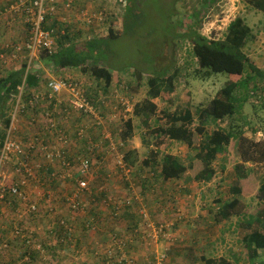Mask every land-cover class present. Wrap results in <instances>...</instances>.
<instances>
[{"label": "rangeland", "instance_id": "rangeland-1", "mask_svg": "<svg viewBox=\"0 0 264 264\" xmlns=\"http://www.w3.org/2000/svg\"><path fill=\"white\" fill-rule=\"evenodd\" d=\"M254 1L127 0L126 5L125 3L120 4L118 0H95L93 5L99 10L98 12H101L99 9L101 5L108 10H114L116 13L115 19L118 21L114 29L119 32V36L108 40L104 45L102 44L106 46L105 48L101 47L91 53L94 60L105 65L113 73L111 85L106 88L103 81L97 83L95 79L88 74L81 73L78 69L58 71L50 61L41 57L38 60L39 65H41L39 70L43 72L44 78L46 77L44 85L50 75L54 78L70 77L79 80L84 91L90 89L88 92L91 94V90L95 91L96 89L97 94L93 93L94 97L92 99L95 101L94 108L97 121L102 122V126L93 127L91 119L88 118L90 119L88 121L85 116L82 121L86 126H90L86 129L88 145L90 143L98 145V147L95 146L94 157H91L90 162L92 161L93 169L91 166L88 175L94 190L90 187L93 190L92 193L85 192L79 195V200L82 201L85 207L83 213L88 216L83 214L82 218L81 215L75 216L74 213L66 210L65 202H60L61 196L55 191L57 187L62 193L74 189L69 177H73L74 174L76 177L79 174L78 167L73 164L68 171L62 169L59 163L53 161L47 163L54 172H58L56 175L58 179L51 181V179H48V171L44 170L37 174L43 188H31L29 186L28 189L31 199H37L39 204L41 201L40 212L35 217L38 220L37 222L40 223L46 219V215L43 214L44 205L42 206V201L47 195L55 200L54 203L52 201L55 207L53 217L66 215V220L71 223L72 219L80 218L82 224L90 217V210L92 212L95 209L94 205V207H90L91 198L98 206L104 207L106 203L111 205L113 202H120L121 212L124 211L122 203L126 204L125 202L129 201L128 205L133 212L131 223L125 222L126 226L123 228L117 227L115 230L112 228L111 231H107L108 233H102L111 236L112 232L113 234L129 237L137 230L136 234L139 236L137 237V250L141 251V246L138 243L144 232L142 220L138 213V202L141 201L150 219L168 224L166 231L171 236V240L165 239L158 244L160 250L167 248L168 264H204V258L210 257L216 259L226 258L234 264H264V250H260L255 261L250 262L248 260L247 251L240 234V229L244 226L243 220L254 214L261 205L256 189L261 184L264 175V76L254 75V72L248 69L245 76L248 74L254 77L249 80L247 87L244 86L235 90V95L238 97L236 112L220 123L210 121L205 126V133L207 134L215 130L217 124L234 133L229 144L217 153L212 162L214 173L210 179H193L188 171L179 178L164 181L157 175V170L160 168V155L158 159L151 160L148 166L143 163L150 156L149 152L156 148L153 129L164 123L165 112H173L175 109L189 107L194 120L191 128L194 129L197 124V108L206 104L219 89L225 86L229 79L228 74L224 72L212 73L208 77L194 75L193 70L197 68V60L192 54L191 35H193V32L209 39L213 37L215 40H222L227 32L228 24L236 17L243 18L245 24L251 30V35L247 38L242 51L264 74V12L255 7ZM79 7L81 6H77L76 9ZM68 14L74 16V10ZM103 15L105 17L104 13ZM0 25V34H4V40H6L0 44L2 46L5 42L13 40L11 36H8L12 35L11 32H8L12 27L7 26L8 28L5 30L3 24L0 23ZM109 25V20L106 24L100 23L99 25L96 20L92 25L79 20L74 28L78 27L83 33L90 34L88 37L100 38L101 35L106 36ZM92 28L94 33H91V31L93 32ZM78 32V30L72 31L73 34ZM18 40L20 39L18 38ZM10 64L11 62H8L7 66H10ZM17 64H20V62ZM11 66L14 65L11 64ZM3 68L6 67H1V69ZM173 72H177L174 80L176 89L173 93L175 99L172 101L171 99L162 100L160 97L150 99L147 93V78L156 74L167 76ZM42 90L45 91V88ZM149 102L155 104V110L154 114L146 121L143 113H135V108L137 106L147 108ZM126 103L131 106L129 111L125 110ZM64 106V103L57 106V111L60 114ZM39 109L37 115H33L36 120V129L38 124L44 123V120L37 119L44 112L41 105ZM73 113L76 114L77 112L68 114V117L65 118L67 121L63 123L69 134L73 133L77 118ZM21 117L23 118L21 119ZM127 119L132 120L131 135L127 141H123L119 139V132ZM18 120L15 136L17 139L26 142L25 140H28L32 131V123L35 121L26 116H18ZM99 128L105 129L106 134L112 133V136L114 135V139L113 137L112 139L116 148L115 151L109 147L105 148L102 145L104 142L102 138L96 143V139L99 140V134L97 133V131H100ZM199 138L203 137L197 135L193 142L197 144ZM77 145H80V147ZM77 145H73L77 147L70 151L78 152L77 150L84 151L86 149V146L83 147L81 143ZM57 146V143L53 144L52 142V147ZM129 148L136 150V163L133 167L121 168L116 163L118 162L117 156L120 152H125ZM167 151L175 155L183 164H188L191 159L195 160L198 155L195 148L182 142H175ZM96 153L102 155L101 161L97 158ZM36 157L37 159L40 158L38 155ZM17 158V156H11L9 169L4 173L8 176V182L15 180L14 173H12V164L16 162ZM246 159L247 161H245ZM156 160H158L157 164ZM41 162L46 169L45 163ZM236 164H245L244 166L253 171L252 181H245L244 193L240 197L242 210L227 219H222L218 217V210L221 205L233 197L230 188L237 183L234 174ZM71 170L75 171L72 172ZM45 179L48 180L45 181ZM56 182L60 186H56ZM253 185L255 187L251 191L250 188ZM73 198L78 197L74 194L70 199ZM110 200L113 202H110ZM158 204L159 206H157ZM4 208H8V210L1 213L0 232L7 235L13 246L20 248L19 240L12 235V228L13 225L26 223V220L15 218L16 214L13 215L17 205L13 206L12 204L4 206ZM163 210L167 213H163ZM158 214L160 215L157 216ZM167 214L169 216L165 217ZM120 217H112V219H122ZM166 220L171 221L166 222ZM115 222L113 221V223ZM28 223H32V220ZM43 226L46 227L44 223ZM48 226L47 228H49ZM74 227V223H72L71 229ZM114 227H116V223ZM88 229H90L89 235H91L90 232L95 231L96 227ZM79 233H81V230ZM45 234H47L46 238L48 240L55 242L48 243L54 257L49 256L47 264H73L76 260L83 264L84 262L90 263V259H93L91 264H112V262H107L108 258L103 252L106 242L105 236H100L99 242L91 236L93 245L90 249L87 248V251L77 252L79 248L69 246V250L64 249L65 252L61 257L59 243L56 242L58 237L49 235L47 232ZM84 235L85 231L81 237H84ZM69 238L71 239V236L66 237L67 240ZM85 241L88 245V239H85ZM103 241L104 244H102ZM142 245L144 254L140 253L138 257L133 255V249H130L129 255L133 258V264H152L153 258H150L154 250L152 245L149 244L150 246H148L144 243ZM80 256L89 258V262L88 259H79ZM30 257L29 264H38L41 259L47 260L45 251L42 254L40 253V257L35 253Z\"/></svg>", "mask_w": 264, "mask_h": 264}, {"label": "trees", "instance_id": "trees-1", "mask_svg": "<svg viewBox=\"0 0 264 264\" xmlns=\"http://www.w3.org/2000/svg\"><path fill=\"white\" fill-rule=\"evenodd\" d=\"M73 2V6L77 7L78 1L75 2V0H73ZM253 3L255 7L264 12V0H255ZM125 4L127 5V0ZM115 17L116 13L114 10L105 11V17H103L102 23L106 24L109 20L110 25L108 27L106 36L101 35L102 37L100 36V38H94L95 36L88 37V35L90 34L87 35L86 32L83 33L82 30L78 27L74 28L75 24L73 22L62 24L59 21L56 22L55 20H52L49 27L53 29H55L56 27L54 34L56 39V49L52 55L48 56L45 52H42L40 54V57L42 59L50 61L58 71L66 69H78L81 71V73L88 74L90 77L95 79L97 83H101V81H103L104 86L106 88L109 87L113 81V73L109 71L105 65L100 64L97 60H94V57L91 53L93 51H97L101 47L105 48L106 46H103L104 43H107L108 40L115 39L119 36V32L115 31L116 29H114V27L118 24V21L115 19ZM23 26H25L26 30L28 29V26L26 24H24ZM73 30H78L79 32L77 34H73ZM92 30L93 32L91 31V33H94L93 28ZM60 31H63V33H61ZM250 32L251 30L249 26L245 24L243 18L236 17L228 24L227 32L222 40L209 39L198 34L197 32H193V35H191L192 54L197 60V68L193 70L194 75L199 77H208L212 73L224 72L228 74L229 79L227 80L225 86L219 89V91L206 104L197 108V124L194 129L191 128V124L194 120L193 113L189 107L175 109L173 112H165L164 123L159 124L155 129H153V133L155 134L156 138V148L149 152L150 156L147 157L143 161V163L145 166H148L151 160L158 159V156L160 155V168L157 170V175L162 180L166 181L179 178L183 173L188 171L190 173V176L196 180H207L213 176L214 170L212 167V162L216 158L217 153L220 152L225 145L229 144L231 138H233L234 136V133L230 130L227 131L224 127L217 124V128L210 134H207L205 133V126L210 121L214 123H220L224 121L225 118H230L236 112L238 97H236L235 95V90L244 86L247 87L249 80H252V77H254L249 76L248 74H246L245 76V73L248 71V69L250 71H253L254 75L264 76L263 72L259 70L242 51V47L245 45L247 38L251 35ZM17 40L16 42H20V40ZM42 73L43 72L39 70V68L35 65L28 73H25L24 65H21L19 68L16 67L15 69L13 68L10 71L0 73V120L2 125V127H0V150L2 148L5 131L9 126L11 120L9 111L11 110L12 105L15 102L13 96H16L19 93L21 86L23 87V90L21 91V102L26 104V107L23 109V112L26 110L25 116L30 119L31 117H33V115H37L38 110H40L36 103L31 106L29 102L33 98V95L36 93L42 94L43 97L46 95V92L42 90L45 83V78L43 76L44 74L42 75ZM176 76L177 72H173L172 74H169L167 76L156 74L154 76L148 77L146 80L148 86V97L150 99L154 97H160L162 100H174L175 94L173 93L176 89L174 80ZM89 90L86 89L84 91L85 95L95 104V101L92 99V97H94V94H97L96 89L95 91L91 90L92 94L88 92ZM55 100V98H52L50 101L45 102L42 99L40 101V105L44 107V111L50 113V115L57 121L58 127L61 128L62 133L66 137H70V140H72V143L67 150L68 157L72 154L70 150L76 149L77 146L80 147V145L77 144L81 143L83 147L86 146V149L84 151H77L81 153L82 157L85 158L87 156L89 157V160H91V157H94L95 155V146L97 144L92 145L90 143L88 145V142L86 140V130L81 138H78L76 134L79 128V124L83 123V114L77 112L78 115H76V111L71 110V113H76H73V115H75L77 118L75 120L76 122H73V133L69 134V131L65 129L63 124L67 121L65 120V118L68 117V115L66 116L67 111L62 107V112L60 114L59 111H57L58 108L56 106ZM148 106L150 108L141 106H137L135 108V113H143L146 121L154 114L155 110V104L149 102ZM90 118L93 119L92 116H90ZM92 119V126L95 128L98 126L100 127L97 120ZM89 120L90 119H88V121ZM35 123L36 120L34 123H32V125ZM131 125V119H127L124 122L119 132L120 140L127 141L128 138H130L132 128ZM99 129L100 131H97V133L99 134V140L96 139V143L97 141L99 142L101 140L102 134L106 132V130H103L101 128ZM196 134L199 137H203L199 138L200 140L197 144L193 142L194 138L197 136ZM112 137L114 139V135ZM175 142L186 143L188 146L195 148L198 154L195 160L191 159L188 164H183L175 155L169 153L167 150ZM107 143V141H104L102 145L106 148L108 145ZM96 156L101 161L102 155L96 153ZM122 159L125 166L133 167L137 160L136 150L129 148L127 151L122 152ZM247 159L245 161H247ZM157 162L158 160H156V164ZM45 165L46 169L43 166H40L38 173L47 170V174L49 176L48 179H51V181L58 179L56 176L58 172H54V170L48 163ZM244 165L245 164H236L234 166V174L236 175L237 183L230 188V192L232 193L233 197L231 200L220 206V209L218 210L219 218L227 219L231 215L238 214L242 210L240 197L244 193V184L245 181L251 182L253 176V171L250 170L249 167ZM72 166L73 164L71 165V167ZM75 170L71 171L74 172ZM85 176L86 175L80 174L78 178L85 179ZM76 178L77 176L75 177V174L73 175V177H69V180L74 185L72 186L74 189L77 186ZM48 179H45V181ZM86 179H89L88 185L93 189V184L90 181V178L86 177ZM55 184L56 186L59 185L57 184V182ZM254 187L255 186L253 185L250 190L253 191ZM93 190H91V193ZM55 191L58 195L61 196L60 202H65L66 210L70 211V213H74L75 216H82L83 214H85L83 213L85 207L82 201H80L76 210H71L68 201L66 200V195L70 194L71 191L62 193L59 187H57ZM256 191L261 203L260 208L254 214L249 215L246 219L243 220L244 226H242V228L240 229V234L242 235L241 239L246 248L247 258L250 262L255 261V259L259 256L260 250H264V175L263 180ZM6 200L7 198L4 199V201ZM52 201L54 203L55 200ZM53 203L51 202L48 205L45 199L42 201V206L44 205L43 214L47 216L51 215L48 216L50 219V224H52L51 228H48L47 230L48 234L57 236L58 243H61V238L63 237L62 235H65V237H63L64 239L66 237H72L73 228L70 230L71 223L66 220V215H59V218L53 217L54 215H52V210H49V207H52L53 210H55ZM125 208H127L128 210L130 206L127 205L125 206ZM62 209L65 210L63 207ZM114 210L115 204L113 203L111 204V215ZM121 213L119 214V216L121 215ZM36 216L37 215L33 216V218L28 219V222L32 220V223H28L30 226H32L34 222L38 224L35 219ZM91 220L93 219L91 217H88L87 221L89 222ZM87 221L82 224L85 229L87 228ZM55 222L57 225H55ZM36 226L38 229L40 228L39 225ZM37 235L35 236V241L39 242L40 249H37L36 247H31L30 249L27 248V252L30 253V256L35 253L40 257V253L42 254V252L45 251L48 253V255L50 254V257H54V253L49 250L51 246L48 245V242H44L43 239H41L42 241L37 240ZM44 235L46 236L47 234ZM5 237H7V235L3 236L2 232H0V242ZM42 262L43 264H47L48 259L46 261L42 260ZM204 264L234 263L226 258L216 259L210 257L204 258Z\"/></svg>", "mask_w": 264, "mask_h": 264}, {"label": "built area", "instance_id": "built-area-1", "mask_svg": "<svg viewBox=\"0 0 264 264\" xmlns=\"http://www.w3.org/2000/svg\"><path fill=\"white\" fill-rule=\"evenodd\" d=\"M11 1V3H8L0 9V23L4 22L6 26H10L7 21H11L12 18L15 20L17 17L23 25L26 24L28 26V29L26 30L25 28L26 35L24 36L25 38L23 41L5 42L0 47V69L1 67H8V62H11L15 68L24 65L25 73L30 72L34 65L41 69V65H39L38 62L40 54L45 52L50 56L56 49V39L54 35L56 27L55 29L49 27L52 20H55L56 22L59 21L62 24L69 23L70 14L68 13L72 10H74L76 16L79 17L78 21H85L88 25H92L94 20H96L99 25L102 23L104 17L103 13H91L89 9L86 10L85 7L82 6L76 9V7L73 6V0ZM118 2L124 4L126 3V0H118ZM60 32L63 33V31ZM210 39L214 38L212 37ZM18 62H20V64H17ZM44 88L46 95L43 97L42 94H34L29 102L31 106L36 103L39 107L42 99L46 102L55 98L56 106H58V102L65 103L64 110L67 111L66 116L71 114V110H74L78 113H82L83 117L85 116L87 120L90 116H92L94 120H97L94 103L86 97L79 80L77 81L70 77L54 78L49 76L47 78L46 87ZM22 90L23 87L21 86L19 93L16 96H13L15 102L9 112L11 120L5 131L2 148L0 150V210L4 206L12 204L13 206L17 205V209L13 215L16 214L15 218L26 220V223L23 222L21 224L13 225L12 228V235L15 239L19 240L20 248L18 246H13L11 240L7 237L0 242V264H29L31 257L30 253L27 252V248L30 249L31 247H36L37 249H40L39 242L35 241V236L39 233V229L30 226L27 220L38 215L40 212L41 204L38 203L37 199L33 200L30 198L28 189L29 186H31V188H43L37 177L40 166H42L41 161L45 164L47 162L55 161L61 165L62 169L68 171L72 168V164L78 167L79 174L76 178L77 186L75 189L71 190L70 194L66 195V200L68 201L71 210H76V208H78L81 201L79 200L80 194L85 192L91 193V189L88 185L89 179H86V177L89 178V169H91L89 157L86 156L84 158L81 153L76 151L71 152L72 154L68 157L67 150L72 142L69 140V137H66L62 133L61 128L58 127L57 121L54 120L50 113L44 111L43 114L39 115L37 118L38 120L42 119L45 122L43 131L34 132L31 139L29 138L26 142L16 138L15 131L18 116L26 113V110L23 112L26 104L21 102ZM130 109L131 106H128L126 103L125 110L129 111ZM31 119L35 121V118L31 117ZM98 124L101 125L102 122H98ZM88 127L89 125L86 126L85 123L79 124V128L76 132L77 137L81 138ZM45 132L47 133L44 134ZM47 136L54 140V142L52 141L53 144L57 143L58 146L52 147V145L46 141ZM102 139L108 142L107 147L115 151L116 148L114 147L111 134L103 133ZM96 147H98V145H96ZM36 155L40 158L37 159ZM11 156H17L18 158L16 162L12 164V173H14L15 180L8 182V176L4 173L9 169ZM117 160V165L121 168H126L122 161V152L118 154ZM80 174L86 175L85 179L78 178ZM74 194L78 198L70 199ZM6 198L7 200L4 201ZM52 200L53 199L50 195H47L45 198L48 205ZM125 203L128 205L129 201H126ZM138 203V213L142 220V228H144L140 240L148 246L152 245V249H154L152 253V264H167L169 260L167 248L165 247L160 250L158 244L165 239L171 240V236L167 234L166 231L168 224L155 222L150 219L144 206H142V202L140 201ZM114 204L115 210L112 213V217H118L122 211L121 204L120 202ZM126 204L122 203L124 207L127 206ZM49 210H52L51 212L54 211L52 207H49ZM86 226L87 228H95L93 220L89 222L87 221ZM136 232L137 230H135L129 237L119 234L111 235L110 241L106 244L103 251L108 258L107 262H112V264H133V258L129 255V250L137 244V237L139 236Z\"/></svg>", "mask_w": 264, "mask_h": 264}, {"label": "crops", "instance_id": "crops-1", "mask_svg": "<svg viewBox=\"0 0 264 264\" xmlns=\"http://www.w3.org/2000/svg\"><path fill=\"white\" fill-rule=\"evenodd\" d=\"M11 0H0V9H2L4 6H6L8 3H11L10 2ZM78 1V6H83V7H86V6H88L87 8H85L86 10H88L89 9V11L91 12V13H99L98 11L99 10H97L96 8H95V6L93 5V3L95 2V0H91V2H89L90 0H75V2H77ZM74 3V2H73ZM96 9V10H95ZM99 9H101V13H104L105 14V11L106 10H108L105 6H100L99 7ZM8 18H10V17H8ZM7 18V19H8ZM78 19H79V17L78 16H76V12L74 11V16H72V15H70L69 16V23H74L75 25H76V23L78 22ZM75 21V22H74ZM7 23L10 25V27H12V29L11 30H8V32H11V34L12 35H8L7 33H6V35H8V36H11L12 37V41H7V42H16V40L19 38L20 39V42L21 41H23L24 40V36L26 35V30H25V26H23V24H22V22L20 21V20H18L17 19V17H16V19L14 20V18H12L11 19V21L10 20H8L7 21ZM3 24V27L5 28V30H6V28H8L7 26H5L4 25V22L2 23ZM74 25V26H75ZM1 26V25H0ZM16 28V29H15ZM4 34H0V44L3 42V41H6V40H4ZM18 41V40H17ZM1 47V46H0ZM15 69V67L14 66H8V67H6V68H3V69H1L0 70V73H4V72H7V71H10V70H12V69ZM63 71V70H62ZM46 72V71H45ZM50 76V75H49ZM46 78V77H45ZM64 103V102H63ZM59 104H61V102L59 103L58 102V105ZM65 104V103H64ZM42 110H44V107L42 106ZM10 112V111H9ZM20 116H25V114H21ZM23 117H21V119H22ZM40 121H42V120H40ZM0 122H1V120H0ZM18 122H19V120H18ZM45 123V122H44ZM44 123L43 124H38V128L37 129H35V127H36V124H33V126H32V131H31V134L29 135V138L31 139V137L34 135V132L35 131H37V130H40V132L41 131H43V126H44ZM2 126V125H1ZM47 132H45L44 134H46ZM29 138H28V140H29ZM25 141H27V140H25ZM46 141H48L51 145H52V141L54 142V140H52L49 136H47V138H46ZM110 202H113L112 200H110ZM113 203H117V202H113ZM112 203V204H113ZM95 206V209L94 210H92V212H91V210H90V213H89V215H90V217L93 219V223L95 224V227H96V230L95 231H93V232H90V234L91 235H89V230L90 229H88V228H84L83 226H82V223H81V219L80 218H77V219H72V223H74V228H73V233H72V237H71V239L69 238V240H67L66 238L64 239L63 237H65V235H62L63 237L61 238V243L59 242V244H58V246H59V248H60V252L62 253L61 254V257L63 256V253L65 252V250L64 249H67V250H69V246L71 247V248H73V247H76V248H79V249H77V252H79V251H81V252H83V251H87V248L88 249H90L91 247H92V245H93V242H91L92 240H91V236L92 237H94L95 238V240L97 241V242H99V237L100 236H105V240H106V242H105V246H104V248L106 247V244L110 241V238H111V236H110V234H106V233H102V232H107V231H111L112 230V228L115 230V229H117V227H120V228H123L124 226H126V223L125 222H127V223H131V218H132V216H133V212H132V210H130V208L127 210V208H125L124 207V211L121 213V217L120 218H122V219H118V220H114V219H112V216H111V212H110V210H111V205L110 204H108V203H106L105 204V207L104 206H98V204L95 202L94 203V199L92 200V198L90 199V207H94ZM108 208H107V207ZM153 207H155L154 205H152ZM157 206H159V204L157 205ZM6 211L7 212V210H8V208H1V210H0V216H1V213H3V211ZM168 210V209H167ZM164 211V210H163ZM169 212H170V210H168ZM163 213H167V212H163ZM86 215V214H85ZM160 214H158L157 216H159ZM13 216V215H12ZM48 216H51V215H48ZM47 215H46V219L44 220V221H41L40 223H39V226H42V227H40L39 228V233H38V235H37V240H41V239H43L44 240V242H52V243H55V242H53L52 240H48L47 238H46V236H44V234L47 232L48 233V231H46V230H48V228H47V226L49 227V228H51V225L52 224H50V219H49V217H48ZM86 216H88V215H86ZM156 216V215H155ZM169 216V214H167L165 217H168ZM60 216L59 215H57V217L56 218H59ZM72 218H74L73 216H72ZM82 218H83V216H82ZM87 218V217H86ZM126 218V219H125ZM111 221H110V220ZM164 219H168V218H164ZM121 220V221H120ZM36 221H38V220H36ZM113 221H116L115 223H116V227H114V224L115 223H113ZM167 221H171V220H166V222ZM43 223L45 224V226L46 227H44L43 226ZM71 223V222H70ZM71 223V224H72ZM34 224V226L35 227H37L36 225H38V224H36L35 222L33 223ZM83 224H84V222H83ZM55 225H57L56 224V222H55ZM38 226V227H39ZM81 230V233H79V231ZM84 231H85V235H84V237H81L82 235H83V233H84ZM114 232V231H113ZM108 233V232H107ZM113 233L111 232V235H112ZM2 235L4 236V235H6V234H4V233H2ZM50 235V234H49ZM44 236V237H43ZM42 237V238H41ZM88 237H90V238H88ZM103 238V237H102ZM85 239H88V245H87V241H85ZM42 241V240H41ZM56 242L58 243V240H56ZM138 243H139V246H141V251H138L137 250V244L135 245V246H133V250H132V253H133V255H135L136 257H138L139 255H140V253H142V254H144V252H143V250H144V247L142 248V240H139L138 241ZM102 244H104V241L102 242ZM101 247H103V246H101ZM104 248H103V251H104ZM145 249H146V247H145ZM50 250V249H49ZM58 251V250H57ZM130 251L131 250H129V253H130ZM46 254H47V259H48V257H49V255H48V253L46 252ZM32 256V255H31ZM52 257V256H51ZM150 258H153L151 255H150ZM41 259V258H40ZM79 259H81V260H83V259H88V262H89V258H87V257H85V256H83V257H81L80 256V258ZM13 260H14V258H13ZM91 260V262L90 263H86V262H84L83 264H91V263H93L92 261H93V259H90ZM44 261V260H43ZM85 261V260H84ZM43 262H42V259L39 261V263L38 264H42ZM73 263V262H72ZM73 264H82L81 262H79V261H75ZM146 264H148V263H146Z\"/></svg>", "mask_w": 264, "mask_h": 264}, {"label": "clouds", "instance_id": "clouds-1", "mask_svg": "<svg viewBox=\"0 0 264 264\" xmlns=\"http://www.w3.org/2000/svg\"><path fill=\"white\" fill-rule=\"evenodd\" d=\"M45 86H46V84L43 87H45Z\"/></svg>", "mask_w": 264, "mask_h": 264}]
</instances>
